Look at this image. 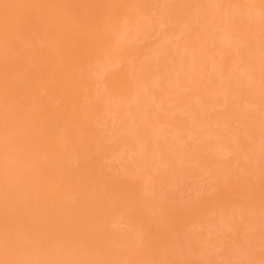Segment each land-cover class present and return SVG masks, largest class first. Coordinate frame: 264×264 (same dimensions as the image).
Returning <instances> with one entry per match:
<instances>
[{
    "label": "bare ground",
    "instance_id": "obj_1",
    "mask_svg": "<svg viewBox=\"0 0 264 264\" xmlns=\"http://www.w3.org/2000/svg\"><path fill=\"white\" fill-rule=\"evenodd\" d=\"M0 264H264V0H0Z\"/></svg>",
    "mask_w": 264,
    "mask_h": 264
}]
</instances>
